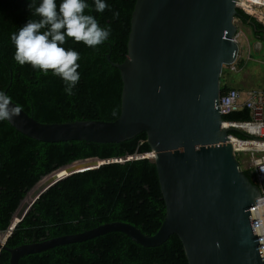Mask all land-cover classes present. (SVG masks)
<instances>
[{
  "label": "water",
  "instance_id": "1",
  "mask_svg": "<svg viewBox=\"0 0 264 264\" xmlns=\"http://www.w3.org/2000/svg\"><path fill=\"white\" fill-rule=\"evenodd\" d=\"M237 7L236 0H136L127 56L111 62L123 81L116 119L43 122L19 105V114L7 121L43 141L120 142L146 132L152 151L125 159L149 157L156 163L166 214L153 234L113 220L7 246L14 227L49 187L72 173L114 160L79 159L37 182L9 228L0 233V250L10 252V264H19L28 253L110 231H122L145 246L160 245L176 233L189 264H264L250 211L260 188L245 174L229 136L233 127L223 124L218 107L222 72L237 61L241 49L235 39L240 29ZM88 161L93 164L74 168Z\"/></svg>",
  "mask_w": 264,
  "mask_h": 264
},
{
  "label": "trees",
  "instance_id": "2",
  "mask_svg": "<svg viewBox=\"0 0 264 264\" xmlns=\"http://www.w3.org/2000/svg\"><path fill=\"white\" fill-rule=\"evenodd\" d=\"M87 2L85 14L93 15L100 26L110 27L111 33L108 40L94 47L66 37L65 49L72 48L79 53L80 79L69 96L64 91V82L51 69L44 73L29 63L21 65L13 59L15 46L10 35L28 19H39L34 13L39 0H34L31 9L27 7L29 0H0V90L39 121L113 120L120 114L123 81L119 68L111 62H122L127 56L136 0H106L110 7L103 12L95 10L94 0ZM236 18L248 25L254 38L264 44V22L241 7H237ZM235 64L242 68L248 62L240 56ZM226 73H231L230 65L221 75L222 92L233 86L226 81ZM223 117L248 119L250 110L243 107ZM231 133L246 137L237 129ZM151 151L146 132L120 142L85 139L51 142L30 137L7 120L0 121V233L9 228L27 192L45 176L83 158L114 159L99 167L72 173L49 187L14 227L7 246L81 232L113 220L131 222L147 234L155 233L166 214L156 163L149 157L125 159ZM238 158L242 166V157L238 155ZM242 168L257 183L253 169ZM0 264H10V252L5 248L0 250ZM19 264L189 262L176 233L160 245L145 246L122 231H110L25 254Z\"/></svg>",
  "mask_w": 264,
  "mask_h": 264
},
{
  "label": "clouds",
  "instance_id": "3",
  "mask_svg": "<svg viewBox=\"0 0 264 264\" xmlns=\"http://www.w3.org/2000/svg\"><path fill=\"white\" fill-rule=\"evenodd\" d=\"M33 2L29 0V9ZM94 6L97 12L110 7L106 0H94ZM87 7V0H59L58 7L57 0H39L34 8L39 19H28L10 35L15 46L13 59L21 65L29 63L44 73L51 69L53 75L64 82V91L69 96L73 95V89L80 79L77 71L79 53L72 48L65 49L66 37L94 47L108 40L111 33L110 27L100 26L93 15L85 14ZM19 111V105L13 103L4 90H0V121L10 120Z\"/></svg>",
  "mask_w": 264,
  "mask_h": 264
},
{
  "label": "built area",
  "instance_id": "4",
  "mask_svg": "<svg viewBox=\"0 0 264 264\" xmlns=\"http://www.w3.org/2000/svg\"><path fill=\"white\" fill-rule=\"evenodd\" d=\"M236 4L264 22V0H236ZM240 32L239 30L235 36L236 40L239 39ZM230 69H236V64H230ZM218 107L223 115L243 107L250 110V118L224 119L223 124L246 134V137L241 138L230 132L229 136L238 155L240 152L249 153L251 164L246 168L253 169L260 188V195L256 197L250 211L264 259V171H262L264 169V89L253 87L241 89L232 86L221 93Z\"/></svg>",
  "mask_w": 264,
  "mask_h": 264
},
{
  "label": "rangeland",
  "instance_id": "5",
  "mask_svg": "<svg viewBox=\"0 0 264 264\" xmlns=\"http://www.w3.org/2000/svg\"><path fill=\"white\" fill-rule=\"evenodd\" d=\"M237 22L240 25L239 30H241V49L239 57H245L248 64L242 68L236 67L234 70L231 69L230 74H225L226 81L241 89L250 87L264 89V46L261 49H258V46H247L248 41L246 37L249 36V38L252 39V30L248 25L243 24L240 20L237 19ZM249 43H251V40H249ZM239 154L243 159L242 167H246L251 164V158L248 155L249 153L240 152ZM88 164H93V162L88 161L80 163L74 168H81Z\"/></svg>",
  "mask_w": 264,
  "mask_h": 264
},
{
  "label": "crops",
  "instance_id": "6",
  "mask_svg": "<svg viewBox=\"0 0 264 264\" xmlns=\"http://www.w3.org/2000/svg\"><path fill=\"white\" fill-rule=\"evenodd\" d=\"M241 31V30H240ZM253 35V34H252ZM240 38H241V32H240V35H239V43H241V41H240ZM246 39H247V46H258V49H261V48H263V46H264V44H263V42L261 41V40H256L255 38H254V36L252 37V39L251 38H249V36L248 37H246ZM249 40H251V43H249ZM246 42V41H245ZM243 46V45H242Z\"/></svg>",
  "mask_w": 264,
  "mask_h": 264
},
{
  "label": "bare ground",
  "instance_id": "7",
  "mask_svg": "<svg viewBox=\"0 0 264 264\" xmlns=\"http://www.w3.org/2000/svg\"><path fill=\"white\" fill-rule=\"evenodd\" d=\"M151 155V154H150ZM89 165H92V164H88V165H86V166H89Z\"/></svg>",
  "mask_w": 264,
  "mask_h": 264
}]
</instances>
